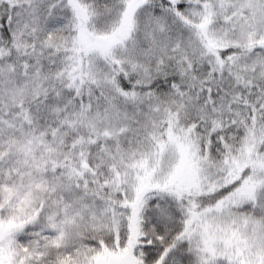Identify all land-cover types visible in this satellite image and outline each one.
<instances>
[{"label": "snow or ice", "instance_id": "6c2138e0", "mask_svg": "<svg viewBox=\"0 0 264 264\" xmlns=\"http://www.w3.org/2000/svg\"><path fill=\"white\" fill-rule=\"evenodd\" d=\"M0 264H264V0H0Z\"/></svg>", "mask_w": 264, "mask_h": 264}]
</instances>
